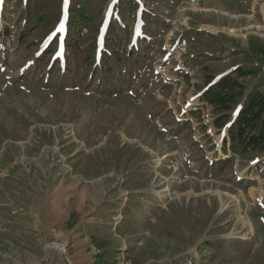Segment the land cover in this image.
<instances>
[{"label":"rangeland","instance_id":"374dc122","mask_svg":"<svg viewBox=\"0 0 264 264\" xmlns=\"http://www.w3.org/2000/svg\"><path fill=\"white\" fill-rule=\"evenodd\" d=\"M31 3L0 0V264H264V151L235 155L201 99L237 68L230 121L264 91V0H108L145 57L103 88L28 70L58 21L25 29Z\"/></svg>","mask_w":264,"mask_h":264},{"label":"trees","instance_id":"16d2710c","mask_svg":"<svg viewBox=\"0 0 264 264\" xmlns=\"http://www.w3.org/2000/svg\"><path fill=\"white\" fill-rule=\"evenodd\" d=\"M28 1L30 0H26V5ZM107 1L66 0L67 11L65 16L62 13L64 24L62 28L58 13L48 0H32L25 13L24 21L27 27L25 29L28 30L36 23L58 21L53 27L54 35L47 37L46 42L41 44V52L28 70L33 71L36 65L44 64L47 73H51L45 77L47 80H50L52 74L55 75L57 71L61 81L71 75H82L87 80L88 73L84 72V69L92 67L86 82L90 86L101 88L107 87L106 80L109 75H115L119 70L120 75L123 74V76H116V80L121 77L124 85H127L129 81H132V84L138 83L140 81L139 70L133 71L131 67L133 63H136L133 67L141 69L145 55H142L140 46L128 42L126 44L128 31L124 32L123 27H120L118 31L119 26H116L115 22L106 23L102 18L103 5ZM146 20L142 18L143 23ZM162 24L166 22L157 23L159 26ZM143 25L137 26V31L144 33ZM6 29L7 26L0 29V32ZM248 45L251 51L264 53V40L261 37L255 34L249 35ZM132 57L135 58L131 62ZM233 71L231 74H224L218 78L210 76L201 99L219 111L217 124L222 129L227 127L228 137H224V142L225 145H230L235 155L264 151V91L256 89L251 92L240 106L236 117L230 121L228 112L235 107L239 97L245 92L244 84L233 76V73L244 76L245 70L237 68ZM64 89L78 90L73 87ZM75 216L76 214L72 213L69 222L75 221ZM97 264H102V262Z\"/></svg>","mask_w":264,"mask_h":264}]
</instances>
